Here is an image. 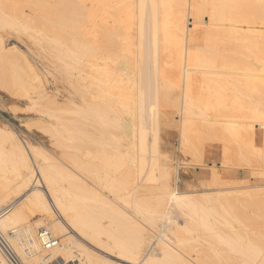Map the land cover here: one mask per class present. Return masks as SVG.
Wrapping results in <instances>:
<instances>
[{
    "label": "bare ground",
    "instance_id": "bare-ground-1",
    "mask_svg": "<svg viewBox=\"0 0 264 264\" xmlns=\"http://www.w3.org/2000/svg\"><path fill=\"white\" fill-rule=\"evenodd\" d=\"M55 1L24 0L27 12L18 0H0V86L24 98L31 125L47 135L36 131L46 141L40 145L22 142L0 123V234L19 263L56 264L61 254L77 264H115L111 257L120 264H264V218L248 228L255 237L239 232L249 221L225 215L240 195L263 199L264 189L242 191L210 165V191L179 192L158 139L166 99L179 116V149L200 153V138L216 137L224 161L264 175V0H90L88 30L81 9L62 0L66 11L84 16L73 19L69 37L57 28ZM51 13L58 22L52 30ZM40 14H50L48 26ZM204 18L197 37L187 25L197 28ZM3 28L39 38L36 45L63 71L64 91L50 92L24 53L6 49ZM204 147L201 157L191 152L195 160L210 157ZM221 193L239 195L220 204L228 208L224 220L212 200ZM41 231L59 238L46 260ZM0 264H9L1 251Z\"/></svg>",
    "mask_w": 264,
    "mask_h": 264
},
{
    "label": "rangeland",
    "instance_id": "rangeland-1",
    "mask_svg": "<svg viewBox=\"0 0 264 264\" xmlns=\"http://www.w3.org/2000/svg\"><path fill=\"white\" fill-rule=\"evenodd\" d=\"M18 1L19 2H16V4H18V6H23V5L26 6V3L24 2V0H18ZM66 1H64L62 3V0H57V1H55V3L57 5L54 4V7H53L55 9V6L57 8V6H59V4L61 3L60 6H59L60 8H58V10H55V11L53 10L54 11L53 12L54 14L57 11V13H56L57 16H60V11L62 10L61 11L62 19H61V17H58L57 18V20H59V18H60V21H58L60 23H58L57 20L54 18L55 15L53 13H51V18H50V14H49V17L48 16L47 17L51 19L52 24H53V21H55V20L59 24L57 26L56 22H54L53 25L50 23L51 24L50 27L51 26L52 27L53 26L55 27V25H56L57 28H58L60 26V24H61V26L59 28L62 27L61 29H63V27L65 26L64 29H63L64 31L62 30V33H64V32L67 33L66 35H68V37H69L70 33H72V31H73L71 27L69 28V26L71 25V23H74V22H77L78 20H80V17H78L79 14H80V16H82V13L85 12L86 9L89 8L91 10V7L89 6V3H91V1L90 0L86 1L85 0L86 2H84V1L78 0V1H80V4H78L79 2L76 3L77 0L76 1L74 0L73 2L71 1L73 4L75 3L74 5H72L71 2H69L70 0L67 1L68 4L70 3L71 6L70 5L69 6L71 8L72 7L74 8L75 6H77V8L76 7L75 8L77 10L81 9V12L82 13L79 12L80 10L79 11L75 10L76 13L75 12L73 13L72 11L69 12V10H71L69 8H68L69 10L66 11L65 9L67 7H69L68 4L65 3ZM64 3L67 6H65ZM81 3H83L82 4L83 6L81 5ZM62 5H63V7H62ZM25 6H23V7L25 8ZM79 6L82 7L83 9L82 8H78ZM61 8H64V9H61ZM27 10H28V8L26 9V11ZM72 10L74 11V9H72ZM63 12L65 13V15H67V18L65 16H63L64 15ZM67 12H69L70 14L67 13ZM71 13H73V14H71ZM71 15H72V17H71ZM84 15H86V13ZM39 16H40L39 18H41V19L44 18L46 20L45 21L43 19V21L46 24V26H48V22H50V21L48 20L47 17H45L46 15H44V17L42 15V17H41V14H40ZM64 17H65V19L67 21H68L69 18H71L69 20L70 22L69 21H68L69 23L68 22H64V20H65ZM82 17H84V16H82ZM89 17H90V15H89ZM74 18L75 19L78 18V20H75ZM90 18H92V17H90ZM73 19L75 20L74 22H73ZM88 19H89L88 16H87V20H86V17L83 18V21H84L83 24H86V25H84L82 27L83 28H85V27L87 28V29L85 28L84 30H88L90 28V26H89L90 24L89 23L92 22V21H90V19L88 21ZM206 19L207 18H204V20L202 22L203 23L205 22V23L204 24L201 23V24L197 25L198 26L197 28H196V26L193 28L192 25H190V24H188L187 26L190 29H192V31H194L195 36L197 35V37H199V36H201V34H203L202 32H204L203 30L206 27V26H204L206 24ZM190 21L191 20H189L187 23H189ZM62 22H64V23H62ZM86 22H88V24ZM78 23H79V21H78ZM80 23L82 24V21H80ZM35 24L36 25H39L38 23H35ZM67 25H68V27H66ZM201 25H203V26H201ZM50 27L48 29H50ZM52 27H51V30H52ZM65 28H67V29H65ZM54 29H56V28H54ZM194 29H196V31ZM51 30H50V32H52ZM67 30H68V32H67ZM201 30H202V32H201ZM197 31L198 32L200 31L201 34L198 35V32ZM1 35H2L3 41L5 42L6 49H10L12 47H15L20 52L24 53L26 55V57L31 60L32 63H34V65L36 66V68H38V70L40 71V73L42 74V76L46 79V81H47V88H48V90L50 92L55 93L56 92V89H57V93L59 95V93H61L60 92L61 90L64 91V89H65L64 87L67 86V85H65L66 84V81L63 78L64 77V74L62 73L63 71H61L59 67L57 68L56 62L53 59H51L52 58L51 57L52 55L49 52H47V50H45V49L42 50L41 47H38L36 45L39 38H37V41H35V38H32V39L29 38L26 34L22 33V31L17 32L15 30L7 29V28L1 29ZM32 40H34V41H32ZM47 53H48V55H47ZM3 89L4 88H1V86H0V123L3 124V125H6V127H8L9 129H11L12 131H14V133H16V135H18L20 137L19 139L22 142L23 141L26 142L28 140L31 143L34 141L33 143H36V144H39V145L42 142L45 143L46 142L45 140H41L37 136L38 135V132H36V131L37 130L39 131V129L35 125L34 126L31 125L33 123H30L31 121L32 122H34V121H33V119H30L31 113L30 112L28 113V110L24 107L25 104H26V101L24 100V98H22V97L19 98L14 93H13L14 96L11 97L12 94L10 95L8 90H6V89L3 90ZM10 93H11V91H10ZM14 97H18L19 99L18 98H14ZM18 101H19V103H17ZM19 105H20V107H19ZM19 108H22L23 110H21ZM24 109H25L26 113H25ZM160 110H161L160 111V114H161V116H160V119H161L160 122H161V127H162L160 133L158 134V139H159V142H160V145H159L160 154H161V158L163 157V160L165 162L167 161V163L169 164V166H171V169L173 168L176 171L175 172L172 169V176H173V178L175 176H176V178L178 177L177 178V184L176 185H177V189L179 190V192H186L187 191L189 193H195V194L198 195L199 192L210 191V189H208L209 187H205V186H206V184L212 182V180H213L212 179V169L215 168V169H218L217 170L218 172L225 173V175L228 176V180L231 182V185L246 187V189H242V191L243 190L244 191H248L250 189L252 191L254 190L253 192L250 191L252 193H254V192L255 193H258L259 192V194L261 193V191L264 189V175H261L260 173H258L257 171H255L256 169H254L253 166L241 164L240 162L235 161L236 159L235 160H225L224 161V159L221 157L222 156L221 153L223 151L222 150L223 147L221 145L222 142H220V140H218L216 137H213V139H214L215 142L213 141V139L209 141L210 138L208 139V138H206L204 136L202 138H200V139H202V140H199V142H201L200 143L201 144V147L202 146L204 147L205 144H206V146L202 149L203 150L202 151V154L204 155V157H206L207 154H208V156H210V157H206V159L203 158L204 161H200L201 163L199 161H197L198 159H200L199 158V155L201 157V154H200L201 153V147L200 146H199L200 149L196 148V150H198V151L200 150V153L197 152V151L195 152V150L194 151H190V150L185 149L186 151L184 150L185 151L184 152L183 149H179L178 142H177L178 141V132H177L178 131V127H177V124H176L179 116H178V114H175L173 106L166 99H164L162 101V106H161V109ZM25 122L28 123V125L30 124V126H31L32 129H30V126L29 127H26L27 124H25ZM35 128H36V130H35ZM41 132H42V134H41ZM41 132L39 131V133L41 134V135L40 134L39 135L42 136L43 138H46L47 135L45 134V136H44V132L43 131H41ZM205 136H207V135H205ZM255 137L257 139H261L262 138V131H261L260 128H258V130L256 131ZM215 138L217 139L218 144L216 143L217 141L215 140ZM208 146H209V149H208ZM261 146H262V144L261 145H258V147H261ZM180 150L182 151V153L184 152V154H183L184 156L182 155V153H181ZM208 150H209V152H207ZM186 152H187V154H185ZM191 152L199 153V155L197 156L198 159L195 160L196 157L194 155H196V154L192 155ZM210 152H212V153H210ZM189 153H190L191 157L190 156H187ZM192 156H194V160H192L193 159ZM234 157L236 158V155H234ZM194 161H195V163H194ZM210 165H213L212 166L213 168H211ZM201 186H203V187H201ZM206 189H208V190H206ZM213 193H215V192H213ZM231 194H232V196L235 194L233 197L239 196L237 193H231ZM212 195H213V197H212L213 199L212 200L216 199V204H219V206L217 207V208H219V210H220V206H221L220 204L222 202L224 203V208L226 206L225 205L226 204V201L224 199H228V197L230 198L229 199L230 201H232L234 199L229 193H225V195L223 193H221L220 196L217 197V198L214 197L215 194H212ZM226 195H229V196L226 197ZM254 195H257V194H254ZM254 195L251 196V197H253L250 200L251 203H249L250 201L247 199L248 196H250V194L248 196H247V194L240 195L239 197L241 199L238 197L239 198V200H238L239 202H235L233 204V205H236L237 204L236 209L233 210V209H230V208H233V207H228L229 210H227V212H229V211L231 212V217H230V212L227 213L229 215H227L225 213L226 212L225 210L228 209V208L224 209V212L222 210H220V212L217 211L216 214L220 213L221 214L220 215L221 217H219V218H222L223 220H224V218H227L226 216H229L230 219L231 218H234L232 216L235 214L234 216L238 217L237 218L238 220H239V217H241L243 219V220L238 221V223L239 222H243V221H246V222L249 221V222H247V223H250V224H248L247 229H245L246 227L245 228L244 227L240 228L241 226H245L246 225L244 222H243V224H245V225H242L241 223H240L241 224L240 225V224H235V222L237 223V219H236V221H235V219L234 220L232 219V221H231V222L234 221L233 225H235V226L237 225L236 227H238V225H240V227L238 228L239 229V232H243L244 231L245 235H246V233L249 234L250 233L249 230L251 231V228L248 229L249 226L251 227L252 225H255V223H257L256 224V228L258 229V226H257L258 225V222H260V220L263 221V219H260L259 220V218H261V216H262V218H264L263 217L264 215H261V213L264 214V212L259 208L262 211L260 213V215H259V211L260 210H258V207L260 206L258 201L259 200H262V203L260 202V204L263 205L264 204V200H263L264 198L263 199H260L259 198L260 195H257V196H254ZM220 197H222V198L224 197V198L222 199ZM256 197L259 200H257ZM196 198H200V197L197 196ZM261 198H262V195H261ZM149 199H150V202H151L150 204H152L154 200L150 196H149ZM243 199L245 201L248 200V202L246 203L244 201V203H246V204H244L243 202H240V200L243 201ZM254 199H255V201L257 200L256 201L257 203L255 201H252ZM221 200H224L225 202L224 201H221ZM252 202H254V204L256 203L255 204L256 206L254 207V206L251 205L252 208H251V206H249V208H247L248 207V203L250 205V204H253ZM211 203H212V201H211ZM207 204L210 206V203L209 202ZM212 205H211L212 208L214 210H216V208L214 207L215 206V202H213ZM238 205L239 206L241 205V207L243 206L244 208H247V210L245 211V209L243 207L238 210V208H240ZM234 208H235V206H234ZM255 208H257V211L258 212L257 211H254V210H256ZM162 209L165 210L164 208H162ZM221 209H223V207H221ZM242 209H244V210H242ZM250 209L254 213L251 214L250 213ZM214 210H212V211H214ZM232 212H234L233 215H232ZM246 212H247L248 215L251 214V215H253L255 217L256 215H254V214H258L257 216H260V217L257 218V216H256V218L258 220L255 219L254 217H253L254 219H252V217H249L246 214ZM255 212H257V213H255ZM223 213H225L226 216L223 215ZM217 216H219V214ZM245 216H247L248 219L249 218H251V219L248 220ZM212 217L215 218V219H217L218 222H220L219 221L220 219L218 220V218H216L214 216H212ZM230 219L228 218L227 221L230 222ZM254 221H256V222H254ZM251 222H253V224H251ZM262 223L260 222L259 226H261ZM252 228H253V226H252ZM256 228H254V229L256 230ZM261 228H263V226ZM68 230L70 231L71 229L68 228ZM252 231H253V229H252ZM252 231H251V234L255 235V237H256V235H258L257 230H256V233H255V231L254 232H252ZM68 234L74 235L75 237H77L79 239L78 235L76 233H74L72 230L70 232H68ZM251 234H250V236L252 237L253 235H251ZM9 235H12V233H9ZM80 240H82V239H80ZM82 244L85 245L86 244L85 241H83ZM57 257H58L57 258V261L55 260L57 262L56 264H77L78 263L77 261H74V262L73 261H66L67 259H65L64 256H62L61 254H58ZM110 259L115 264H117V262H118V264L124 263L123 261L121 262V260L119 261V259H117V258L115 259V258L111 257ZM49 264H51V263H49Z\"/></svg>",
    "mask_w": 264,
    "mask_h": 264
},
{
    "label": "built area",
    "instance_id": "built-area-1",
    "mask_svg": "<svg viewBox=\"0 0 264 264\" xmlns=\"http://www.w3.org/2000/svg\"><path fill=\"white\" fill-rule=\"evenodd\" d=\"M39 238L41 241V249L44 252V260H46L48 256V252L55 247L59 238L53 236L51 233L46 231H41L39 233ZM0 251L7 260L9 264H21L17 259L15 253L12 251L9 243L4 239V237L0 234Z\"/></svg>",
    "mask_w": 264,
    "mask_h": 264
}]
</instances>
